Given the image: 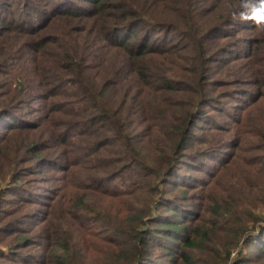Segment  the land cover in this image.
Here are the masks:
<instances>
[{
    "label": "trees",
    "instance_id": "16d2710c",
    "mask_svg": "<svg viewBox=\"0 0 264 264\" xmlns=\"http://www.w3.org/2000/svg\"><path fill=\"white\" fill-rule=\"evenodd\" d=\"M80 1L6 0L3 19L0 0V264L3 180L18 190L21 204L48 205L30 188L43 162L84 172L75 182V217L85 213L90 191L117 207L100 203L102 232L81 228L96 237L92 246H80L81 234L51 233L41 264H264V163L224 150L223 167L236 158L231 174L199 211L184 212L179 195L166 194L190 186L180 165L188 166L193 128L212 117L206 107L218 96L245 79L254 85L226 113L234 131L255 105L264 110V32L232 19L243 0ZM34 16L42 18L33 24ZM241 26L251 32L233 53L236 44L227 47L224 36L234 37ZM170 30L179 39L158 40ZM215 62L228 70L244 66L228 80L216 79ZM30 107L37 114L26 122L19 113ZM58 115L65 118L54 124ZM40 124L58 136L42 138ZM200 140L210 143L208 136ZM227 143L240 150L243 140ZM53 144L60 153L51 159ZM65 182L51 199L68 207L73 197ZM111 216L118 223L105 222Z\"/></svg>",
    "mask_w": 264,
    "mask_h": 264
},
{
    "label": "rangeland",
    "instance_id": "374dc122",
    "mask_svg": "<svg viewBox=\"0 0 264 264\" xmlns=\"http://www.w3.org/2000/svg\"><path fill=\"white\" fill-rule=\"evenodd\" d=\"M73 2L79 3L81 1L73 0ZM5 4L6 0H3V19L9 17V12H7L8 6ZM81 5H84V1L81 2ZM40 18H42V16H34L31 22L34 24ZM250 32V30L248 31L241 26L234 31V33H237L234 37L227 39V35L224 36L225 41L228 40L229 42H226L227 47L231 44H236L231 47L232 52L236 53L242 50L245 43L244 40H246V34H250ZM152 36L154 37L156 34ZM158 37V40H160L161 37H168V40H175L179 39V34L174 30H170L167 34H159ZM224 49L227 51L229 50V48ZM221 52L223 51L221 50ZM217 62L213 65L215 66L213 78L216 79L228 80L231 76H235L233 74L236 71L241 72L243 70L242 66H244L242 64V66H238V63H236L233 65V70H228L225 69V65L218 64ZM237 62L241 63L245 62V60H239ZM221 66L224 70L219 69ZM261 68L264 67L262 66ZM221 71L227 72V76L221 75ZM247 83L248 81H246V79L243 84L236 83L233 85V87L236 86L235 91L225 96H218L216 102H212L211 105L206 107V110L212 117H203L202 120L196 122L197 125L193 128L196 145L188 149V152H193L191 156L184 161L188 166L183 167V164L180 165L190 186H172V189L166 191L167 195H179V200L184 202V212L192 213L196 210L199 211L203 208L204 202L216 196L219 192L218 190L227 183V178L231 174L236 158L233 159L232 157L233 160L229 165L223 167L222 160L226 156V151L224 150H227V152L235 151L234 157L242 155L248 160H254L252 164L255 165L261 162L264 163V151L261 149V146H264V110L260 109L261 105L257 104L250 110L246 117L247 119L244 118L243 121L245 122L240 125V130L238 131L233 130L235 124L231 117L226 115L228 110L234 113L236 108L233 107L238 106L241 101L247 100L245 95H241L243 93L242 90H246V88H252L253 90L254 88V85H248ZM254 92L255 91H252L249 96H254ZM248 99L250 98L248 97ZM31 102H35V100ZM110 104L111 101H108V105ZM219 105L221 107H218ZM34 106L38 108V102L34 103ZM36 114V111H33L32 107L21 110L19 113L20 117L26 120V122L34 121ZM64 118L65 115H58V119L54 124L61 123ZM216 125L223 126V129H217ZM229 126H233L232 129L229 128ZM39 130L42 138L51 134L57 135L58 131L55 127L42 126L41 124L39 125ZM204 132H206L205 135ZM206 136L210 139V143L203 144L200 139ZM221 137H223V139L219 141ZM235 137L243 140L240 150L231 147L230 144L227 143V141L232 142ZM71 140L73 139H70V141ZM9 143H12V140ZM4 145L5 142L3 141V147ZM47 150L52 156V158L50 157L51 159L59 157L58 153H60V149L56 144L48 147ZM81 158L82 157L79 159ZM53 166V163L49 165L43 162L40 165L41 172L38 175H33L36 176L37 179L34 180L30 187L33 189L35 196L40 197L46 204L50 202L48 205L34 202H26V206L21 204L22 198H20L18 190L7 185L8 183L10 184V181L7 182L8 179L3 180V264H41L42 258L47 251V249L44 248L46 247V240L49 239L51 233H61L62 235L81 234L86 237L81 239L80 246L82 248L92 246L95 244L96 237L90 233L88 235L82 234L80 232L81 228H87L89 232H102L103 223L99 219L100 203L113 209L117 207L116 201L108 198H99V195L90 191L86 197L87 204L83 207L86 210L85 213L81 210L80 216L75 217L77 207L74 206V203L77 201L78 196L74 195L80 192L75 186V182L82 179L84 172L75 170L74 168L71 169L70 172L68 169L63 170V167ZM64 182L65 185H67V189L65 190L67 197L69 200L73 197L72 201H69L70 205L68 207L63 202L54 203L51 199L57 189H59V191L61 190ZM103 184L108 188L118 186L114 185L115 182L112 181H103ZM42 194H45L46 197L41 196ZM61 199L63 200V198ZM40 209L44 211L40 212ZM5 213L10 214L6 215ZM105 222L111 224L118 223L114 216L108 219L106 218ZM11 227H13V229L9 231L5 230ZM21 230H23L24 233L19 232ZM107 232H109L108 229L105 233ZM9 245L12 247L9 248ZM12 250H16V255L9 253ZM87 255L91 261L93 259V254L89 251ZM12 258L15 259L13 260Z\"/></svg>",
    "mask_w": 264,
    "mask_h": 264
},
{
    "label": "clouds",
    "instance_id": "9594fccd",
    "mask_svg": "<svg viewBox=\"0 0 264 264\" xmlns=\"http://www.w3.org/2000/svg\"><path fill=\"white\" fill-rule=\"evenodd\" d=\"M232 19L251 23L259 32H264V0H243L239 11L232 13Z\"/></svg>",
    "mask_w": 264,
    "mask_h": 264
},
{
    "label": "bare ground",
    "instance_id": "6f19581e",
    "mask_svg": "<svg viewBox=\"0 0 264 264\" xmlns=\"http://www.w3.org/2000/svg\"><path fill=\"white\" fill-rule=\"evenodd\" d=\"M27 23V22H26ZM24 25V24H23ZM28 25V24H27Z\"/></svg>",
    "mask_w": 264,
    "mask_h": 264
}]
</instances>
